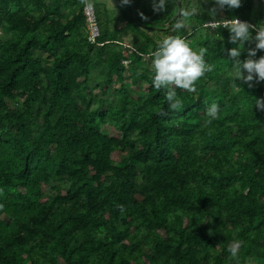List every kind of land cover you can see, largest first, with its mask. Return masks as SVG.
I'll return each mask as SVG.
<instances>
[{
  "label": "trees",
  "instance_id": "1",
  "mask_svg": "<svg viewBox=\"0 0 264 264\" xmlns=\"http://www.w3.org/2000/svg\"><path fill=\"white\" fill-rule=\"evenodd\" d=\"M103 1L114 16L97 0H0V264H264V81L235 87L233 25L204 26L249 21L248 59L264 0ZM168 36L212 65L176 90L178 110L152 83Z\"/></svg>",
  "mask_w": 264,
  "mask_h": 264
},
{
  "label": "clouds",
  "instance_id": "2",
  "mask_svg": "<svg viewBox=\"0 0 264 264\" xmlns=\"http://www.w3.org/2000/svg\"><path fill=\"white\" fill-rule=\"evenodd\" d=\"M122 4H129L131 0H121ZM170 0H152L155 12H167ZM215 4L220 8H238L241 0H215ZM216 9L213 8L212 14L215 16ZM143 15V13H141ZM184 17L190 13L185 11ZM236 23L229 28L232 33L230 39L233 43L239 42V47L228 50L232 61L231 71L228 73L235 87L237 81H243L252 86L250 82L254 80L264 81V56L259 59L256 56L258 49H264V25H261L256 34V47L249 49V58L241 59V52L245 42L253 38L250 25L237 19ZM183 27V22H178L174 28L179 30ZM207 49H193L188 42L180 36H168L162 40L159 46L152 52V67L154 76L152 83L156 89H163L171 109H180L182 101L177 96V89H184L189 92L195 90L196 82L212 68L205 60ZM247 73V74H245ZM259 104V103H257ZM264 107V105H261ZM209 117L215 119L219 115L218 105L215 103L207 109ZM211 122V121H209ZM239 245L230 246V253L233 258L238 257Z\"/></svg>",
  "mask_w": 264,
  "mask_h": 264
},
{
  "label": "built area",
  "instance_id": "3",
  "mask_svg": "<svg viewBox=\"0 0 264 264\" xmlns=\"http://www.w3.org/2000/svg\"><path fill=\"white\" fill-rule=\"evenodd\" d=\"M84 15L87 22V27L89 31V42L92 44L97 43V39L101 36L100 25L98 22L96 8L93 4L87 3L84 7ZM241 22H247L249 25V21L242 20L240 18H233V19H225L221 21H209L205 23V27H209L211 29H215L218 25H222L223 27L234 25L236 20Z\"/></svg>",
  "mask_w": 264,
  "mask_h": 264
},
{
  "label": "rangeland",
  "instance_id": "4",
  "mask_svg": "<svg viewBox=\"0 0 264 264\" xmlns=\"http://www.w3.org/2000/svg\"><path fill=\"white\" fill-rule=\"evenodd\" d=\"M97 1H98V3H100V5L98 4L99 7L110 8V12H109L108 15L114 16V11L113 10L116 8V5H117V3L115 1H103V0L102 1L101 0H97ZM191 9H192V11H194V13L197 12V8L195 6H193V8H191ZM135 10H136V8L133 7V11L134 12H135ZM102 17H103L102 18V20H103L102 22L106 23V15H104ZM35 54H38V52H35ZM125 63H127V62L125 61ZM228 64H229L228 60H224L223 61V69L224 70L228 67Z\"/></svg>",
  "mask_w": 264,
  "mask_h": 264
},
{
  "label": "water",
  "instance_id": "5",
  "mask_svg": "<svg viewBox=\"0 0 264 264\" xmlns=\"http://www.w3.org/2000/svg\"><path fill=\"white\" fill-rule=\"evenodd\" d=\"M130 11L133 12V6L130 4ZM182 12V2L178 1V15L180 16Z\"/></svg>",
  "mask_w": 264,
  "mask_h": 264
}]
</instances>
